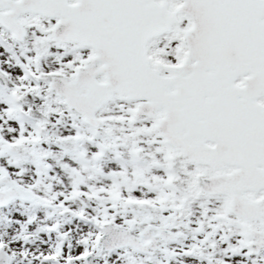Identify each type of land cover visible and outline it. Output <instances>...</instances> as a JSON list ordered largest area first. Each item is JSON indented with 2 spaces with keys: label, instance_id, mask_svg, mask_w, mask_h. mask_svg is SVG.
<instances>
[{
  "label": "snow or ice",
  "instance_id": "6c2138e0",
  "mask_svg": "<svg viewBox=\"0 0 264 264\" xmlns=\"http://www.w3.org/2000/svg\"><path fill=\"white\" fill-rule=\"evenodd\" d=\"M0 264H264V0H0Z\"/></svg>",
  "mask_w": 264,
  "mask_h": 264
}]
</instances>
